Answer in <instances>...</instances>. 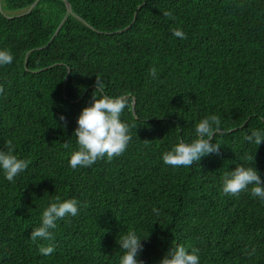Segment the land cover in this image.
Returning a JSON list of instances; mask_svg holds the SVG:
<instances>
[{
    "label": "trees",
    "instance_id": "trees-1",
    "mask_svg": "<svg viewBox=\"0 0 264 264\" xmlns=\"http://www.w3.org/2000/svg\"><path fill=\"white\" fill-rule=\"evenodd\" d=\"M34 1L0 0V48L15 56L0 67V147L12 139L31 161L14 183L0 172V264H119L127 229L148 236L145 264L172 242L199 248L201 264H264V203L224 195L220 179L254 153L264 178V143L245 140L264 127V0H38L26 12ZM97 76L106 94L131 100L122 119L132 139L123 154L73 170V133ZM213 113L220 153L165 165L162 154ZM56 196L78 198L79 215L58 221L54 240L33 241ZM49 243L56 251L43 256Z\"/></svg>",
    "mask_w": 264,
    "mask_h": 264
},
{
    "label": "clouds",
    "instance_id": "clouds-1",
    "mask_svg": "<svg viewBox=\"0 0 264 264\" xmlns=\"http://www.w3.org/2000/svg\"><path fill=\"white\" fill-rule=\"evenodd\" d=\"M163 15L174 18L171 10H165ZM173 36L184 39L186 33L182 28H173ZM15 59L14 53L7 48H0V67L10 65ZM150 75L157 76V69L152 67ZM96 88L92 94L90 103L82 109L77 119V127L73 135L76 137L77 149L74 150L69 159V166L73 170L91 167L98 159L105 156L110 160L115 156L123 154L132 139L130 125L122 119L124 110L131 106V100L126 94L116 96L108 95L102 87V79L97 76ZM4 88L0 85V93ZM81 91H86L82 88ZM65 119V117H61ZM261 119H264L262 117ZM222 118L218 114H209L195 122V138L190 142L180 139L170 149L162 154L165 165L173 167H188L199 162L209 154H219L221 145L216 141V134L222 131ZM215 138V142H213ZM249 145H256L257 149L264 143V127L251 130L245 136ZM65 147L68 144L65 143ZM255 154H244L239 157L241 162L236 163L233 170L221 175L222 193L224 195L238 196L242 192H251L253 197L259 198L264 203V178L254 165ZM252 162V163H249ZM31 161L20 157L15 152L12 139L5 141L4 147H0V172L3 178L9 182H15L16 178L24 173L30 166ZM82 202L78 198L55 199L43 208L40 223L31 231L30 238L33 241L54 240V230L58 228V221L65 217L79 215ZM155 216L161 215L159 208L153 207ZM148 236H142L135 230L122 231L117 243L123 250L119 257V264H145L141 259L145 248L144 241ZM56 251L55 244H41L39 252L43 256H50ZM252 248L249 255L255 253ZM158 264H201L199 248H186L182 244H171Z\"/></svg>",
    "mask_w": 264,
    "mask_h": 264
},
{
    "label": "water",
    "instance_id": "water-1",
    "mask_svg": "<svg viewBox=\"0 0 264 264\" xmlns=\"http://www.w3.org/2000/svg\"><path fill=\"white\" fill-rule=\"evenodd\" d=\"M37 2H38V0H35V1L31 4V6L26 10V12L30 11V10L33 8V6H34ZM0 9H1V4H0ZM70 12H72V7H71V5L67 2V12H66L65 16L63 17L62 21L60 22V24H59V26H58V28H57L55 34L58 32L59 28L61 27L62 23L65 21L66 17L68 16V14H69ZM24 13H25V12H24ZM24 13H22V14H24ZM54 36H55V35H54ZM54 36H53V37H54ZM53 37H52V38H53ZM132 108H133V112H134V109H135L134 102L132 103ZM134 113H135V112H134Z\"/></svg>",
    "mask_w": 264,
    "mask_h": 264
}]
</instances>
